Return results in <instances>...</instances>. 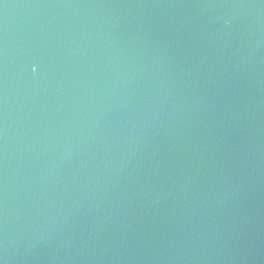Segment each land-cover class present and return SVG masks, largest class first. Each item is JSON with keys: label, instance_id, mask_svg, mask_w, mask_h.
<instances>
[{"label": "water", "instance_id": "water-1", "mask_svg": "<svg viewBox=\"0 0 264 264\" xmlns=\"http://www.w3.org/2000/svg\"><path fill=\"white\" fill-rule=\"evenodd\" d=\"M0 264H264V0H0Z\"/></svg>", "mask_w": 264, "mask_h": 264}]
</instances>
